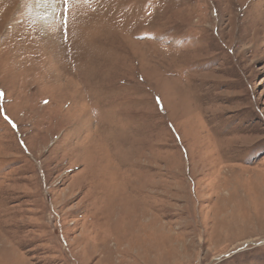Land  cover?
Instances as JSON below:
<instances>
[{
  "label": "rangeland",
  "instance_id": "374dc122",
  "mask_svg": "<svg viewBox=\"0 0 264 264\" xmlns=\"http://www.w3.org/2000/svg\"><path fill=\"white\" fill-rule=\"evenodd\" d=\"M48 1L0 0V264H264V0Z\"/></svg>",
  "mask_w": 264,
  "mask_h": 264
},
{
  "label": "bare ground",
  "instance_id": "6f19581e",
  "mask_svg": "<svg viewBox=\"0 0 264 264\" xmlns=\"http://www.w3.org/2000/svg\"><path fill=\"white\" fill-rule=\"evenodd\" d=\"M41 3H42V5H43L44 7H46V8H49V6H50V3H49L48 0H42ZM47 4H48L49 6H48ZM42 9H43V8H42Z\"/></svg>",
  "mask_w": 264,
  "mask_h": 264
},
{
  "label": "snow or ice",
  "instance_id": "6c2138e0",
  "mask_svg": "<svg viewBox=\"0 0 264 264\" xmlns=\"http://www.w3.org/2000/svg\"><path fill=\"white\" fill-rule=\"evenodd\" d=\"M65 2L67 3V0H65Z\"/></svg>",
  "mask_w": 264,
  "mask_h": 264
}]
</instances>
